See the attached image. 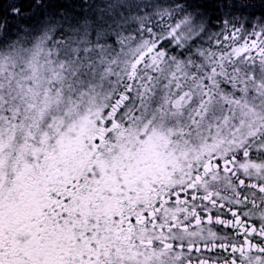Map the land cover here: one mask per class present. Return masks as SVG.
<instances>
[{"label":"snow or ice","instance_id":"snow-or-ice-1","mask_svg":"<svg viewBox=\"0 0 264 264\" xmlns=\"http://www.w3.org/2000/svg\"><path fill=\"white\" fill-rule=\"evenodd\" d=\"M0 264H264V0H0Z\"/></svg>","mask_w":264,"mask_h":264}]
</instances>
